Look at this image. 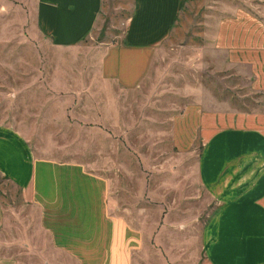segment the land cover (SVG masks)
<instances>
[{"label": "rangeland", "instance_id": "1", "mask_svg": "<svg viewBox=\"0 0 264 264\" xmlns=\"http://www.w3.org/2000/svg\"><path fill=\"white\" fill-rule=\"evenodd\" d=\"M135 0H103L95 31L59 47L38 28L36 0H0V124L20 131L38 157L83 163L112 181L113 211L145 244L134 264H206L203 229L218 208L198 183L201 142L187 153L174 120L192 103L207 110L257 109L262 93L215 50V6L258 0H189L136 88L101 70L105 48L123 42ZM0 260L45 264L38 209L2 179ZM42 250V251H40Z\"/></svg>", "mask_w": 264, "mask_h": 264}, {"label": "crops", "instance_id": "2", "mask_svg": "<svg viewBox=\"0 0 264 264\" xmlns=\"http://www.w3.org/2000/svg\"><path fill=\"white\" fill-rule=\"evenodd\" d=\"M38 28L56 46L91 35L103 0H36ZM255 8L215 6V50L262 93L257 109L207 110L192 103L177 116L173 139L187 153L201 142L198 183L219 204L202 233L206 264H264V0ZM189 0H135L124 40L105 48L103 75L136 88L172 34ZM15 183L38 209L45 264H134L144 236L113 211L112 181L83 163L38 157L18 130L0 124V185ZM0 198V227L5 223ZM42 251V250H40ZM0 264H20L7 256Z\"/></svg>", "mask_w": 264, "mask_h": 264}]
</instances>
